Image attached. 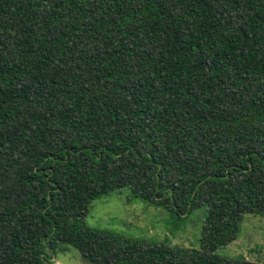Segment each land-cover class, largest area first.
I'll use <instances>...</instances> for the list:
<instances>
[{
    "label": "trees",
    "instance_id": "trees-1",
    "mask_svg": "<svg viewBox=\"0 0 264 264\" xmlns=\"http://www.w3.org/2000/svg\"><path fill=\"white\" fill-rule=\"evenodd\" d=\"M128 188L198 248L90 227ZM264 216V0H0V264H264L217 250Z\"/></svg>",
    "mask_w": 264,
    "mask_h": 264
},
{
    "label": "rangeland",
    "instance_id": "rangeland-1",
    "mask_svg": "<svg viewBox=\"0 0 264 264\" xmlns=\"http://www.w3.org/2000/svg\"><path fill=\"white\" fill-rule=\"evenodd\" d=\"M203 213V209H197L178 218L167 208L136 198L125 187L94 199L85 223L122 237L198 248ZM46 251L50 254L49 264H88L76 249L62 243ZM217 254L264 263V216L245 214L238 237L219 248Z\"/></svg>",
    "mask_w": 264,
    "mask_h": 264
}]
</instances>
